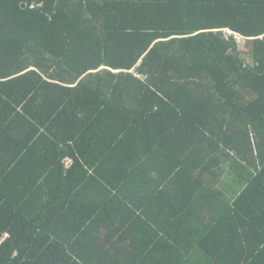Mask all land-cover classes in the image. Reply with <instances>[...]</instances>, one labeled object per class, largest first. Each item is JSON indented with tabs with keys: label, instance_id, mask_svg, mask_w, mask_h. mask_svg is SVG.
<instances>
[{
	"label": "trees",
	"instance_id": "1",
	"mask_svg": "<svg viewBox=\"0 0 264 264\" xmlns=\"http://www.w3.org/2000/svg\"><path fill=\"white\" fill-rule=\"evenodd\" d=\"M0 264H264V0H0Z\"/></svg>",
	"mask_w": 264,
	"mask_h": 264
},
{
	"label": "rangeland",
	"instance_id": "2",
	"mask_svg": "<svg viewBox=\"0 0 264 264\" xmlns=\"http://www.w3.org/2000/svg\"><path fill=\"white\" fill-rule=\"evenodd\" d=\"M240 49L242 50L243 52V58L247 61V62H250L251 63V57L249 56L248 54V48L244 45H241L240 46Z\"/></svg>",
	"mask_w": 264,
	"mask_h": 264
},
{
	"label": "built area",
	"instance_id": "3",
	"mask_svg": "<svg viewBox=\"0 0 264 264\" xmlns=\"http://www.w3.org/2000/svg\"><path fill=\"white\" fill-rule=\"evenodd\" d=\"M235 38H237L239 42H243L244 41V38H242V37L235 36ZM72 163H73V160L72 159H68L67 160V165L70 166Z\"/></svg>",
	"mask_w": 264,
	"mask_h": 264
}]
</instances>
